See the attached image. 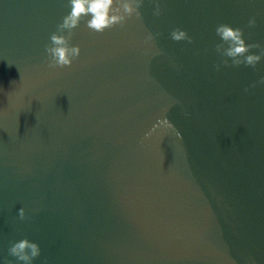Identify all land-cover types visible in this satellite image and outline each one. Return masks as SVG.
Listing matches in <instances>:
<instances>
[{
	"label": "water",
	"instance_id": "water-1",
	"mask_svg": "<svg viewBox=\"0 0 264 264\" xmlns=\"http://www.w3.org/2000/svg\"><path fill=\"white\" fill-rule=\"evenodd\" d=\"M159 3L50 68L70 0H0V264L25 237L33 264H264V58L214 67L219 24L264 46V0Z\"/></svg>",
	"mask_w": 264,
	"mask_h": 264
},
{
	"label": "clouds",
	"instance_id": "clouds-1",
	"mask_svg": "<svg viewBox=\"0 0 264 264\" xmlns=\"http://www.w3.org/2000/svg\"><path fill=\"white\" fill-rule=\"evenodd\" d=\"M153 3L155 4L153 15L160 16L162 10L159 0H153ZM142 5L143 0H70V13L63 18L62 23L57 25L56 32L50 36V44L45 46L48 66L50 68L70 67L73 61L80 56L79 45H72L71 40L74 29L85 17H90L86 21L89 30L102 33L116 25L123 26L133 15L138 19L141 18L140 8ZM255 25L256 19L253 17L248 21V27H255ZM215 31L220 38V42L215 45V51L223 58L220 64L214 65L217 71L222 65L225 67L243 65L255 70L257 64L264 58V46L259 43H246L242 29L222 23L217 25ZM169 35L176 42L186 40L188 43H193L192 37L180 28H174ZM154 38L151 33L147 36L148 41H152ZM252 49H259V54L252 53ZM229 60L231 64H229ZM258 83L264 84V76L260 77ZM251 87H256V84L254 83ZM245 91L248 89L246 88ZM18 218L20 220L29 219L23 208L19 209ZM8 253L16 258V264H21V262L22 264H33V261L40 256L41 248L38 243L25 237L10 242ZM5 264H12V261L6 259Z\"/></svg>",
	"mask_w": 264,
	"mask_h": 264
}]
</instances>
